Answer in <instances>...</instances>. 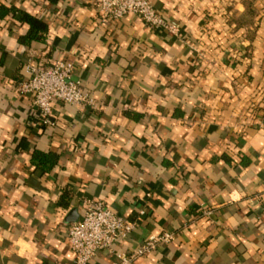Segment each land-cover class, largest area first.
<instances>
[{"label":"crops","instance_id":"1","mask_svg":"<svg viewBox=\"0 0 264 264\" xmlns=\"http://www.w3.org/2000/svg\"><path fill=\"white\" fill-rule=\"evenodd\" d=\"M96 1L0 0V264H74L86 199L135 222L88 264L161 232L133 264H264V0H150L167 28ZM55 59L93 104L43 124L17 85Z\"/></svg>","mask_w":264,"mask_h":264},{"label":"built area","instance_id":"2","mask_svg":"<svg viewBox=\"0 0 264 264\" xmlns=\"http://www.w3.org/2000/svg\"><path fill=\"white\" fill-rule=\"evenodd\" d=\"M96 7L101 21L135 15L154 28L169 27L150 0H97ZM28 78L18 83L22 93L33 94V104L43 124H51L55 101L92 105L93 99L83 90L79 80L73 77L74 63L55 59L46 63L25 66ZM135 228V222L116 214L99 201L84 200L82 216L69 224L67 238L73 252L74 264H88L99 250L110 249L114 243L126 240ZM173 234L161 232L148 236L139 246L120 252L111 264L133 262L156 249L158 244L169 243Z\"/></svg>","mask_w":264,"mask_h":264},{"label":"trees","instance_id":"3","mask_svg":"<svg viewBox=\"0 0 264 264\" xmlns=\"http://www.w3.org/2000/svg\"><path fill=\"white\" fill-rule=\"evenodd\" d=\"M21 18L29 24V33L27 38L29 39L32 37L34 39H40V35H38V33H40V31L44 32L46 25L29 14H23ZM22 40H24V37Z\"/></svg>","mask_w":264,"mask_h":264},{"label":"water","instance_id":"4","mask_svg":"<svg viewBox=\"0 0 264 264\" xmlns=\"http://www.w3.org/2000/svg\"><path fill=\"white\" fill-rule=\"evenodd\" d=\"M71 220L75 221L76 219L75 218H72Z\"/></svg>","mask_w":264,"mask_h":264}]
</instances>
